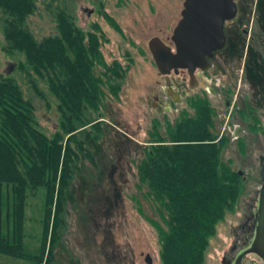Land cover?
<instances>
[{
  "label": "rangeland",
  "instance_id": "1",
  "mask_svg": "<svg viewBox=\"0 0 264 264\" xmlns=\"http://www.w3.org/2000/svg\"><path fill=\"white\" fill-rule=\"evenodd\" d=\"M183 0H35L36 10L27 19V29L36 40L53 34L51 15L69 14L82 31L95 25L103 35L100 48L106 65L117 62L127 67L115 97L106 94L100 108L106 127L103 135L89 140L96 167L84 160L78 164L64 209L65 227L54 248L53 264H159L154 229L138 213L155 219L153 211L138 195L136 165L142 148L157 132L164 137L165 122L172 124L181 112L192 115L189 104L204 99L214 111V129L227 139L221 159L233 172L240 171L242 191L233 212L217 224L203 264H219L247 215L251 199L259 188V167L264 161V0L241 2L239 28L246 35L231 34L219 57L228 78L215 77L199 82V90L172 103L164 95L163 80L147 50L156 37L170 46L169 37L180 18ZM114 23L113 28L104 15ZM238 22V21H237ZM234 22L230 25H234ZM236 30V29H235ZM234 30V32H235ZM251 37V38H250ZM0 34V76L10 77L20 86L35 109L39 129L46 135L57 125L55 101L37 82L41 97L34 94L25 74L16 69L23 61L19 54L7 55ZM101 72L96 67L94 74ZM242 75V76H241ZM227 85V87H226ZM194 93V94H192ZM228 101V106L225 102ZM241 113L245 120L241 119ZM247 115V116H246ZM5 189L0 188V236L8 235L5 222ZM44 190L27 194L24 206L21 246L36 255L42 230ZM0 264H31L0 255Z\"/></svg>",
  "mask_w": 264,
  "mask_h": 264
},
{
  "label": "trees",
  "instance_id": "2",
  "mask_svg": "<svg viewBox=\"0 0 264 264\" xmlns=\"http://www.w3.org/2000/svg\"><path fill=\"white\" fill-rule=\"evenodd\" d=\"M35 10V0H0L3 51L22 56L16 69L26 75L36 96L41 97L37 82L44 86L58 119L55 130L44 134L20 86L0 76V188L6 191L8 231L0 236V255L53 264L78 164L84 160L96 167L88 142H96L106 130L102 101L106 94L116 98L128 68L117 62L106 65L99 29L92 25L82 31L65 11L51 15L53 34L36 40L26 25ZM96 67L101 69L97 76ZM191 101L189 97L193 114L181 112L172 124L166 121L164 137L152 131L136 165L135 189L155 219L143 216L139 207L138 213L154 229L159 264H203L217 224L233 212L242 191L240 177L221 159L227 139L215 134L213 109L204 99ZM40 188L39 250L28 255L21 246L25 199Z\"/></svg>",
  "mask_w": 264,
  "mask_h": 264
},
{
  "label": "water",
  "instance_id": "3",
  "mask_svg": "<svg viewBox=\"0 0 264 264\" xmlns=\"http://www.w3.org/2000/svg\"><path fill=\"white\" fill-rule=\"evenodd\" d=\"M234 1L183 0L180 18L170 36L173 51L156 37L147 42L157 75L167 81L170 74L177 75L179 71H184L190 79L196 71H207L208 61L225 44L223 25L236 15ZM236 175L240 177L242 173L238 171ZM258 177L256 227L247 253L256 255L264 264V161L259 167ZM144 260L150 264L148 257Z\"/></svg>",
  "mask_w": 264,
  "mask_h": 264
},
{
  "label": "flooded vegetation",
  "instance_id": "4",
  "mask_svg": "<svg viewBox=\"0 0 264 264\" xmlns=\"http://www.w3.org/2000/svg\"><path fill=\"white\" fill-rule=\"evenodd\" d=\"M234 2L236 6V15L231 21L225 22L223 25L225 44L223 48L220 51L215 52L213 54V58L208 61L209 68L207 71L194 72L192 79H190L184 71H179L177 75L170 74L166 78L167 81H165L164 77L159 76L163 80V85L165 88L164 95L169 100H171L172 103L175 102L182 103L183 98L190 96L191 95L190 93L193 92L194 90H199L200 80H204V82L206 83L208 81V78L211 77L213 79L217 76L222 78L225 77L228 78L227 72L221 64L222 62L221 59L223 58L220 59L219 57L225 51L231 34H236L237 32L238 34L246 35L247 33L244 28L242 27L239 28V26L236 24V23L240 24L242 22L241 17H239L240 16L239 14L241 13L240 6L243 0H235ZM233 22L236 23L234 25H230ZM168 40L170 42V37ZM169 47L171 48V51H173L171 43ZM167 84L169 88L167 87ZM225 105L228 106V101L225 102ZM257 197L258 195H255L254 198L251 199L250 207H248L247 215L242 221V224L238 227V229H234L232 231V235H231L232 242L230 245H228L226 251L220 257L219 264H263L262 261L256 255L252 253H247L248 249L250 248V245L252 244L255 227H256L255 211L257 204Z\"/></svg>",
  "mask_w": 264,
  "mask_h": 264
}]
</instances>
